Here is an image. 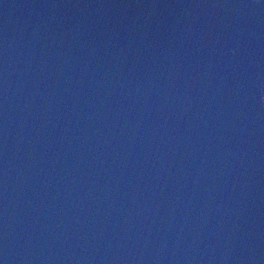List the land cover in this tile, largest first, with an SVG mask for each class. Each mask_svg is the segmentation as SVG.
<instances>
[{
	"label": "water",
	"instance_id": "95a60500",
	"mask_svg": "<svg viewBox=\"0 0 264 264\" xmlns=\"http://www.w3.org/2000/svg\"><path fill=\"white\" fill-rule=\"evenodd\" d=\"M0 264H264V0H0Z\"/></svg>",
	"mask_w": 264,
	"mask_h": 264
}]
</instances>
